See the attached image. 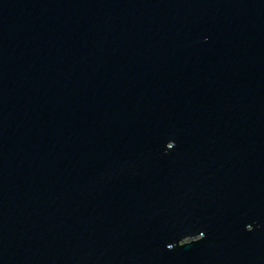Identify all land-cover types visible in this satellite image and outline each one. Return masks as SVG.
<instances>
[{
	"label": "water",
	"instance_id": "water-1",
	"mask_svg": "<svg viewBox=\"0 0 264 264\" xmlns=\"http://www.w3.org/2000/svg\"><path fill=\"white\" fill-rule=\"evenodd\" d=\"M0 264H264V0H0Z\"/></svg>",
	"mask_w": 264,
	"mask_h": 264
}]
</instances>
